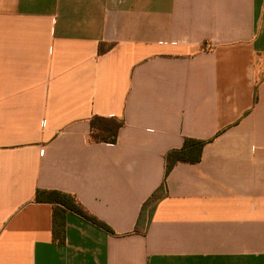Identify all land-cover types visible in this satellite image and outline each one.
Here are the masks:
<instances>
[{
    "label": "crops",
    "instance_id": "crops-1",
    "mask_svg": "<svg viewBox=\"0 0 264 264\" xmlns=\"http://www.w3.org/2000/svg\"><path fill=\"white\" fill-rule=\"evenodd\" d=\"M39 188L115 233L68 210L60 242ZM0 264H264V0H0Z\"/></svg>",
    "mask_w": 264,
    "mask_h": 264
},
{
    "label": "trees",
    "instance_id": "trees-1",
    "mask_svg": "<svg viewBox=\"0 0 264 264\" xmlns=\"http://www.w3.org/2000/svg\"><path fill=\"white\" fill-rule=\"evenodd\" d=\"M113 43H100L99 53H105ZM124 120L114 116L94 115L90 118V140L92 142L116 143ZM186 137L180 148L170 149L165 154V176L162 184L150 195L142 205L134 229L136 233L146 234L157 203L168 193L167 177L171 170L180 162L195 164L201 161L205 145L210 141ZM34 200L39 203H49L53 206V230L55 238L60 242L65 240L66 212L78 213L98 226L115 233L103 220L90 213L74 194L57 189H37Z\"/></svg>",
    "mask_w": 264,
    "mask_h": 264
}]
</instances>
